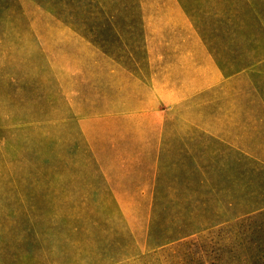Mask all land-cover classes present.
I'll return each instance as SVG.
<instances>
[{"label":"rangeland","instance_id":"rangeland-1","mask_svg":"<svg viewBox=\"0 0 264 264\" xmlns=\"http://www.w3.org/2000/svg\"><path fill=\"white\" fill-rule=\"evenodd\" d=\"M101 1L0 0V264H165L168 217L264 210V0H135L112 47Z\"/></svg>","mask_w":264,"mask_h":264},{"label":"trees","instance_id":"trees-1","mask_svg":"<svg viewBox=\"0 0 264 264\" xmlns=\"http://www.w3.org/2000/svg\"><path fill=\"white\" fill-rule=\"evenodd\" d=\"M100 5L99 10L102 12L100 25L103 26L101 37L109 39L106 42L108 47H112L110 39L114 43V35L128 38L140 35L143 29V15L135 0H103ZM127 45L124 44L126 48H128ZM127 70L130 73L138 74V71L131 67ZM168 157L172 158L169 166L172 167L173 176L161 178L162 181L157 182L162 184L167 193L177 192L179 188L197 192L198 203L202 205L200 195L203 193L201 190L206 188L205 180L199 178L193 183V180H189V176L187 177L190 168L185 166L182 158L174 157V155ZM192 168H195V171L192 172L197 175L207 172L200 158L195 160V167ZM153 206L155 208L156 203L153 202ZM182 206H185V203L178 200L175 204L167 203L163 208H169L167 212H171L173 207L183 211ZM205 206L209 207L206 203ZM200 210L202 208L196 211L197 214L200 213ZM167 215L169 214L167 213ZM192 223L194 221H177V218L169 217L165 220L166 227L159 234L164 237V241H167L159 246L168 244L167 248L161 251L167 254L165 264H264V210L249 213L237 222L225 224L204 236H197L199 231L191 229ZM187 238L189 241H185Z\"/></svg>","mask_w":264,"mask_h":264}]
</instances>
